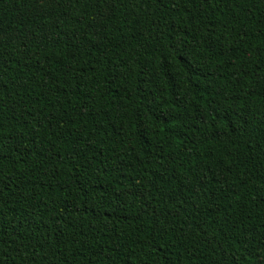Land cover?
<instances>
[{"label": "trees", "instance_id": "obj_1", "mask_svg": "<svg viewBox=\"0 0 264 264\" xmlns=\"http://www.w3.org/2000/svg\"><path fill=\"white\" fill-rule=\"evenodd\" d=\"M0 0V264H264V0Z\"/></svg>", "mask_w": 264, "mask_h": 264}, {"label": "rangeland", "instance_id": "obj_2", "mask_svg": "<svg viewBox=\"0 0 264 264\" xmlns=\"http://www.w3.org/2000/svg\"><path fill=\"white\" fill-rule=\"evenodd\" d=\"M51 4H52V1H50V0H46V1H43V2H41V7H49V6H51Z\"/></svg>", "mask_w": 264, "mask_h": 264}]
</instances>
